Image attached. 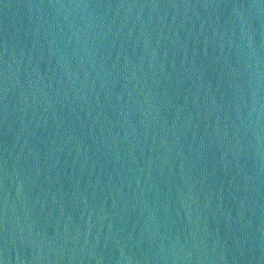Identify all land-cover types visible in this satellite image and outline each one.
<instances>
[{
	"label": "water",
	"instance_id": "water-1",
	"mask_svg": "<svg viewBox=\"0 0 264 264\" xmlns=\"http://www.w3.org/2000/svg\"><path fill=\"white\" fill-rule=\"evenodd\" d=\"M0 264H264V0H0Z\"/></svg>",
	"mask_w": 264,
	"mask_h": 264
}]
</instances>
